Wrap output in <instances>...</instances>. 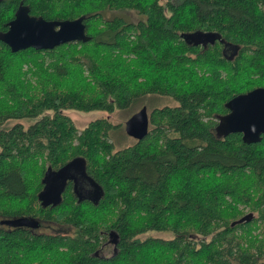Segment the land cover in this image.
Returning <instances> with one entry per match:
<instances>
[{
  "label": "trees",
  "instance_id": "1",
  "mask_svg": "<svg viewBox=\"0 0 264 264\" xmlns=\"http://www.w3.org/2000/svg\"><path fill=\"white\" fill-rule=\"evenodd\" d=\"M19 2L46 21L82 18L87 41L16 53L0 42V222L72 229L0 224V264H264V135L246 145L215 130L228 100L264 87V0H3L0 34ZM106 11L142 19L104 20ZM195 33L215 40L184 39ZM147 94L176 105L152 109L145 138L115 152L116 126L95 119L77 130L62 113H111ZM75 157L101 190L97 203H77L67 187L42 209L45 169ZM239 207L254 216L230 227ZM150 231L173 237L139 238ZM108 233L116 253L100 257Z\"/></svg>",
  "mask_w": 264,
  "mask_h": 264
},
{
  "label": "water",
  "instance_id": "2",
  "mask_svg": "<svg viewBox=\"0 0 264 264\" xmlns=\"http://www.w3.org/2000/svg\"><path fill=\"white\" fill-rule=\"evenodd\" d=\"M3 0H0V2ZM187 41L195 45H205L215 40L212 34L195 33L184 36ZM85 27L82 18L65 21H46L42 18L29 15V9L19 2L13 18L7 23V29L0 34V42L11 53L26 49L35 51L52 50L68 43L85 42ZM227 113L221 116L216 126V135L224 137L229 134H240L243 144H255L260 136L264 135V87L252 89L244 94L232 97L224 104ZM126 136L133 140L141 141L148 134V117L145 107H141L131 115L123 125ZM72 172H78L81 178L86 179L92 186V195L89 199L96 204L101 195V190L85 173V161L81 157H75L60 168L51 170L47 167L40 181L41 190L36 195L39 206L42 209L55 207L61 202L67 181L73 182L72 191L77 203L85 200L76 191L75 177ZM253 218L251 213L245 214L230 227L249 222ZM0 224L11 228L34 229L36 222L28 218H13L1 221ZM112 238L111 243L116 245V236L108 233Z\"/></svg>",
  "mask_w": 264,
  "mask_h": 264
},
{
  "label": "rangeland",
  "instance_id": "3",
  "mask_svg": "<svg viewBox=\"0 0 264 264\" xmlns=\"http://www.w3.org/2000/svg\"><path fill=\"white\" fill-rule=\"evenodd\" d=\"M262 9L264 10V3L262 5ZM102 17L104 20H110L113 17H119L121 18L124 22L127 23H134L137 22L138 20L142 19V17L138 16L134 11H119V12H103ZM230 51L231 49L225 48V56H230ZM22 66V70L23 67ZM176 103L174 102L173 99L169 98L168 96H161V95H155V94H147L145 97L139 99L134 105L127 107L123 110H114L111 113L107 112H87V113H81L77 111H72V110H65L62 113L66 115L73 123L74 127L77 130L83 129L89 122L95 120V119H106L108 123L111 125H114L117 127L116 130L110 132L109 134V142H112L113 144V152L129 147L133 145L136 141L133 140L132 138L128 137L125 135L123 131V125L124 122L134 113H136L141 107H145L146 109V114L148 117V131H150L153 126L149 122V117H150V112L152 109L155 108H162V107H173L175 106ZM20 124L23 125L24 128H26L30 123H32L31 119H22L18 120ZM12 124L14 122L9 121L8 124ZM260 196H257L256 198L261 199L264 197V192L258 193ZM241 209V212L244 214H248L250 210L247 208L239 207ZM260 209L264 210V204L259 206ZM254 216V215H253ZM33 233H40V234H59L63 235L66 233L71 234L72 229L69 228L68 226L65 225H57L54 223H49V222H43L41 228H34ZM258 231L260 233V230L257 229L254 233L258 234ZM144 237H151L155 239H161V240H169L173 236L170 232H147L144 235L139 236V238H144ZM197 237L192 238V242H197L195 241ZM104 244L100 246L98 251L100 254H97L100 257H109L112 256L116 253L115 250V245L111 243L112 238H109L107 235L104 238Z\"/></svg>",
  "mask_w": 264,
  "mask_h": 264
},
{
  "label": "flooded vegetation",
  "instance_id": "4",
  "mask_svg": "<svg viewBox=\"0 0 264 264\" xmlns=\"http://www.w3.org/2000/svg\"><path fill=\"white\" fill-rule=\"evenodd\" d=\"M241 137V135H240ZM261 137V136H260ZM72 175L75 177V185H76V191L82 195V198L85 199L86 201L90 202V198L92 195V186L91 184L86 180L80 177L78 172H72ZM67 187H70V192L71 194L76 198L74 195L72 188H73V182L72 181H67L65 185V189ZM64 189V190H65ZM83 201V200H82ZM40 228V227H39ZM20 229V228H19ZM97 254H100L99 251H97ZM101 255V254H100Z\"/></svg>",
  "mask_w": 264,
  "mask_h": 264
}]
</instances>
